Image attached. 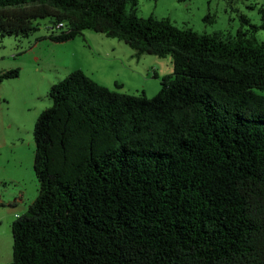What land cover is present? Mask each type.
Returning a JSON list of instances; mask_svg holds the SVG:
<instances>
[{
    "label": "trees",
    "instance_id": "16d2710c",
    "mask_svg": "<svg viewBox=\"0 0 264 264\" xmlns=\"http://www.w3.org/2000/svg\"><path fill=\"white\" fill-rule=\"evenodd\" d=\"M136 4L0 0V37L47 18L65 25L51 42L90 30L172 67L149 99L80 70L49 87L32 128L37 195L10 224L9 264H264V8L222 38L138 18Z\"/></svg>",
    "mask_w": 264,
    "mask_h": 264
},
{
    "label": "rangeland",
    "instance_id": "374dc122",
    "mask_svg": "<svg viewBox=\"0 0 264 264\" xmlns=\"http://www.w3.org/2000/svg\"><path fill=\"white\" fill-rule=\"evenodd\" d=\"M259 8H264V0H137L134 11L138 18L167 19L178 29L224 38L235 36L240 16L258 26ZM35 23L37 30L26 37H0V73L18 70L16 78L0 83V264L11 261L14 215L22 214L37 195L32 128L39 113L50 106L49 87L80 70L109 91L149 99L159 91V79L172 72L170 56L136 55L121 41L90 30L54 43L46 38L58 32L50 29L51 20ZM254 37L264 43V31ZM255 93L264 96V91ZM14 198H20L15 207L8 204Z\"/></svg>",
    "mask_w": 264,
    "mask_h": 264
},
{
    "label": "built area",
    "instance_id": "2783aa9c",
    "mask_svg": "<svg viewBox=\"0 0 264 264\" xmlns=\"http://www.w3.org/2000/svg\"><path fill=\"white\" fill-rule=\"evenodd\" d=\"M50 29L56 31H62L65 30V25L63 23H56L54 25H50Z\"/></svg>",
    "mask_w": 264,
    "mask_h": 264
},
{
    "label": "crops",
    "instance_id": "0c3cea01",
    "mask_svg": "<svg viewBox=\"0 0 264 264\" xmlns=\"http://www.w3.org/2000/svg\"><path fill=\"white\" fill-rule=\"evenodd\" d=\"M17 203H20V198L18 199H13L12 202H9L8 204L12 205L13 207H15L17 205ZM0 204H3L1 201H0ZM17 215H14V217H16Z\"/></svg>",
    "mask_w": 264,
    "mask_h": 264
}]
</instances>
